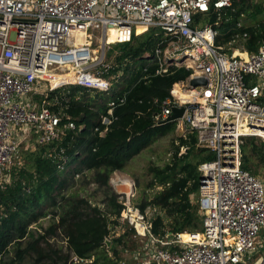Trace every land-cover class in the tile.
<instances>
[{
	"label": "built area",
	"instance_id": "obj_1",
	"mask_svg": "<svg viewBox=\"0 0 264 264\" xmlns=\"http://www.w3.org/2000/svg\"><path fill=\"white\" fill-rule=\"evenodd\" d=\"M238 1L0 0V178L8 181L11 170L22 165L18 155L29 148V142L49 144L75 128L61 108H53L60 107L59 98L69 91L50 99L52 92L65 86L110 90L115 77L111 81L99 74V70L109 69L104 63L105 49L110 46L105 43L108 30L127 31L129 41L132 34L139 35V28L145 32L156 28L162 34L161 47L154 54L157 74L170 66L190 70L179 85L191 95L187 102L178 96L163 101L155 124L167 120L174 107L184 108L176 121L181 137L194 134L196 146L215 157L198 166L201 227L154 235L151 221L157 208L133 206L132 185L115 177L109 184L123 206L117 220L143 242L133 250L139 264H246L247 257L258 251L264 230V174L259 178L243 170L241 154L245 137L264 143V46L248 54L238 44L233 48L236 53L227 54L214 47L217 31L210 24L203 18L195 24L196 16L231 9ZM242 26L240 21L236 24ZM96 30V44L99 42L102 51L99 57L90 40V32ZM55 74L70 76L71 81L53 87L48 77ZM196 78H203L206 84L192 88L189 80ZM36 93L39 102L32 98ZM108 107V116L100 120L104 130L94 129L99 135L112 122L114 103L109 102ZM122 182L128 183L126 190H121ZM49 216L28 230L43 235ZM61 239L68 254L66 264H94L90 258L69 252L66 239Z\"/></svg>",
	"mask_w": 264,
	"mask_h": 264
},
{
	"label": "trees",
	"instance_id": "obj_2",
	"mask_svg": "<svg viewBox=\"0 0 264 264\" xmlns=\"http://www.w3.org/2000/svg\"><path fill=\"white\" fill-rule=\"evenodd\" d=\"M248 6L257 14L263 13L262 6L247 5V0H240L231 9L210 10L206 15L196 16L195 24L203 18L217 31L214 47L220 51L225 52L222 47L236 40L230 50L240 44L248 54L256 53L264 46V22L236 27ZM161 42L160 31L150 28L113 46L118 55L112 65L104 62L109 69L103 73L105 78L115 77L110 90L97 92V98L89 100L87 95L92 90L68 87L69 94L59 98L60 107L53 108H61L75 128L67 130L58 141L21 149L22 165L14 167L8 182L0 185V264H66L68 254L47 239L57 234L66 239L69 252L79 258H90L94 264H113L109 252L116 257L119 246L129 251L136 248L132 240L135 232L126 224L124 234L111 238L109 247L105 242L110 225L119 226L117 219L123 208L109 180L135 156L175 131L176 122L156 125L155 116L160 113L163 101L179 96L182 91L179 83L186 81L191 71L170 66L165 73L157 74L159 64L154 54ZM65 83L57 80L52 86ZM59 91L52 92L49 98ZM109 102L114 103L112 122L99 135L94 129L104 130L100 120L108 116ZM171 147L170 157L162 166L148 169L149 188L161 189L150 201L139 205L141 210L148 205L159 210L160 214L151 221V230L160 236L165 232L200 229L198 203L192 201V196L198 198V166L215 158L208 150L196 146L192 133L176 138ZM241 154L243 170L256 174L250 169L251 158L264 167V143L260 139L243 138ZM73 181H89L93 190L102 192L103 200L96 204L81 196L80 191L85 190L71 186ZM48 214L51 221L47 230L34 236L29 227Z\"/></svg>",
	"mask_w": 264,
	"mask_h": 264
},
{
	"label": "rangeland",
	"instance_id": "obj_3",
	"mask_svg": "<svg viewBox=\"0 0 264 264\" xmlns=\"http://www.w3.org/2000/svg\"><path fill=\"white\" fill-rule=\"evenodd\" d=\"M251 0H247V5L248 4H252ZM251 14H254V17H251ZM260 22H264V17H258V14L256 12H254V8L251 6L246 7V13L243 15V17H241L240 23L244 26V27H249V26H253L257 23ZM145 32V29H141L139 28L137 33L138 34H142ZM90 33H93L92 37L90 38L92 44H93V48H95L97 50V56L99 57L100 54H102L101 49L99 48V46L97 44H99V42L96 44V39L95 37L99 36V32L96 31H91ZM129 34H124L123 38H116V39H109V40H105V43L107 42V44H109V48L105 49L104 52V61H108L106 62L107 64H113L114 59L117 57L118 52L113 50V46H115L116 44H119L123 41H126L128 39ZM131 37V36H130ZM230 45L227 46H223L222 49L226 50L225 52H227V54H232V53H236V51H234L233 49L230 50L231 48H229ZM111 50V51H110ZM111 52V53H109ZM109 55V57H107V55ZM96 72V71H95ZM99 74L102 76V70H99ZM121 74V73H119ZM57 79H53L51 81V84H54L57 80H62L65 81L66 83H69L71 81V77L70 76H66V75H58L55 74ZM109 79L112 81L113 77H109ZM112 84V83H111ZM181 85V84H180ZM62 86V85H61ZM113 86V84H112ZM70 87V86H65L61 89H59V94L61 95L62 93L66 92V89ZM57 88V87H56ZM97 91H89L88 95H87V99L89 100H94L97 98L96 95ZM58 94V93H56ZM58 94V95H59ZM34 96H39L35 94L32 95V98L35 99L36 102L40 101V98H34ZM75 96L80 97V95L76 94ZM31 98V99H32ZM182 129H178L177 126L175 128L174 133L165 136L161 139H159L158 141H156L154 144H152L148 149L142 151L139 155H137V157L135 156L133 158V160L129 163L128 166L125 167V169H123V171H116L114 172L110 179L113 178H120L122 180H125L127 182H129L132 185V190H133V194H132V198L131 199V203L133 204V206H137L139 207V205L142 204V202L144 201H150V199L152 198V196L154 195V193L158 190L157 188L154 189H150L149 188V181H150V177L148 175V169L149 167H153V166H162L170 157V153L172 152V147H171V142L175 141L176 138L181 137L182 136ZM34 143H30L27 146L31 145V148H34ZM20 155H18V159L22 162L21 158H22V154L19 153ZM17 159V160H18ZM249 165H250V169L253 172H256V174H254V176L262 178L263 174H264V167L259 166L257 161L254 158H251L249 161ZM90 175V173L88 174ZM78 177H75V180H77ZM6 179H2L0 178V184H3L4 182H8ZM110 181V180H109ZM77 181H73L70 183L71 186H74L75 188H81V190H85V191H80V195L81 196H87L89 197L92 201H94V203L99 204L102 200H103V195L101 191H97V190H93V186L88 184V182L85 181H81V182H77ZM127 182H122V183H127ZM110 185V184H109ZM111 188L113 189V192L115 193V189L112 187V185H110ZM116 194V193H115ZM193 197V203L197 204L198 203V198L196 199V196H192ZM101 208H103L102 206H100ZM160 214L159 210L157 209V211L154 213V216ZM51 217V216H49ZM45 221V220H44ZM51 218L47 221H45V226H48V224L50 223ZM127 225V224H126ZM125 224H119V226H111L109 227L110 233H109V237H108V242H110L111 238H117L118 236L124 234L125 230H126V226ZM34 228V226L32 227ZM37 229H41L40 226H37ZM34 233V236L37 235L38 231L36 230H32ZM49 241V244L53 245L54 247H64L63 243H62V239L60 234L54 235V236H50L49 238H47ZM53 239V240H51ZM131 239V238H129ZM132 240L136 243V246H138L140 244V247L143 246V242H141L140 239L138 238H133ZM129 243H132V241H129ZM42 246H44V244H42ZM110 246V244H109ZM119 253L117 254V256L113 257L112 253L109 252V257L113 260V264H139L137 259L138 258V254H136L133 250L129 251V250H122L121 246H119ZM63 251V249H62ZM64 252V251H63ZM142 253V252H141ZM27 261V260H26ZM249 264H252L251 262H249Z\"/></svg>",
	"mask_w": 264,
	"mask_h": 264
},
{
	"label": "crops",
	"instance_id": "obj_4",
	"mask_svg": "<svg viewBox=\"0 0 264 264\" xmlns=\"http://www.w3.org/2000/svg\"><path fill=\"white\" fill-rule=\"evenodd\" d=\"M251 1H252L251 3H253L254 5L260 7L262 6V8H264V0H251ZM262 12L263 13L258 14V17H262V18L264 17V9ZM132 160L128 162L127 166ZM259 242L260 244L258 246V251L254 253V255L247 257L246 264H249V262H251L252 264H264V230L261 232Z\"/></svg>",
	"mask_w": 264,
	"mask_h": 264
},
{
	"label": "bare ground",
	"instance_id": "obj_5",
	"mask_svg": "<svg viewBox=\"0 0 264 264\" xmlns=\"http://www.w3.org/2000/svg\"><path fill=\"white\" fill-rule=\"evenodd\" d=\"M128 32L127 31H125V30H119V29H117V28H112V29H110V30H108L107 31V37L105 38V40H109V39H111V38H113V39H116V38H123V35L124 34H127ZM107 43V42H106ZM48 79L50 80V81H52L53 79H57L56 78V76L55 75H50L49 77H48ZM190 95L191 94H189V93H187V92H185V91H181V93L179 94V96H178V98L181 100V101H183V102H187V101H189L190 100ZM240 131H242V132H244L245 131V129L244 128H242V129H240ZM246 132V131H245ZM121 186H122V188H121V190H126V188H127V186H128V183H121ZM183 239H187V236H183Z\"/></svg>",
	"mask_w": 264,
	"mask_h": 264
},
{
	"label": "water",
	"instance_id": "obj_6",
	"mask_svg": "<svg viewBox=\"0 0 264 264\" xmlns=\"http://www.w3.org/2000/svg\"><path fill=\"white\" fill-rule=\"evenodd\" d=\"M205 84H206V81L203 78H196V79H190L189 80V85L192 88L204 86ZM183 112H184V108L174 107L172 109V114L167 118V120L163 121L160 125L176 122L178 119H180L182 117ZM201 179L202 178L200 177L199 180H201ZM106 244H107V247H109L110 242H108V240H107Z\"/></svg>",
	"mask_w": 264,
	"mask_h": 264
}]
</instances>
